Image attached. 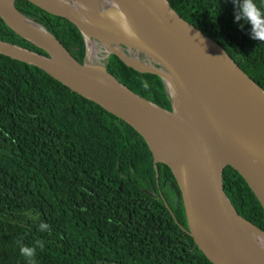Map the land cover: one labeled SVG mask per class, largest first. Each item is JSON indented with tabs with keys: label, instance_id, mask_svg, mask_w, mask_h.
<instances>
[{
	"label": "trees",
	"instance_id": "obj_1",
	"mask_svg": "<svg viewBox=\"0 0 264 264\" xmlns=\"http://www.w3.org/2000/svg\"><path fill=\"white\" fill-rule=\"evenodd\" d=\"M168 1L264 90V42L252 38L248 21L236 20L234 0ZM256 3L264 8V0ZM15 7L83 62L84 40L73 24L28 0ZM0 40L44 54L1 19ZM100 55L123 86L171 110L160 78ZM156 169L125 122L41 70L0 56V264H29L22 246L36 248L33 264H211L179 227L187 229L186 217L170 169ZM223 177L237 214L264 231V212L246 182L230 167ZM41 222L49 229L41 231Z\"/></svg>",
	"mask_w": 264,
	"mask_h": 264
},
{
	"label": "water",
	"instance_id": "obj_2",
	"mask_svg": "<svg viewBox=\"0 0 264 264\" xmlns=\"http://www.w3.org/2000/svg\"><path fill=\"white\" fill-rule=\"evenodd\" d=\"M28 1L77 28L83 62L23 16L15 0H0V19L44 54L0 40V56L41 70L135 130L156 173L157 164L170 169L186 217L187 229L179 227L211 264H264V231L237 214L223 177L226 167L236 171L264 212V90L168 0ZM17 16L40 34L24 29ZM101 51L160 78L171 110L111 76Z\"/></svg>",
	"mask_w": 264,
	"mask_h": 264
},
{
	"label": "clouds",
	"instance_id": "obj_3",
	"mask_svg": "<svg viewBox=\"0 0 264 264\" xmlns=\"http://www.w3.org/2000/svg\"><path fill=\"white\" fill-rule=\"evenodd\" d=\"M236 8V20H246L251 24V35L252 38L260 42H264V8L260 7L256 0H238V10L237 3L234 0ZM40 230H48L49 225L47 223L41 222L39 225ZM37 246L40 248L44 247L42 241L36 242ZM36 248L22 246L20 252L26 258H29V264H33L31 258L35 255Z\"/></svg>",
	"mask_w": 264,
	"mask_h": 264
},
{
	"label": "bare ground",
	"instance_id": "obj_4",
	"mask_svg": "<svg viewBox=\"0 0 264 264\" xmlns=\"http://www.w3.org/2000/svg\"><path fill=\"white\" fill-rule=\"evenodd\" d=\"M17 20L24 29L31 31L34 34H40V28L31 22H28L24 17L17 16Z\"/></svg>",
	"mask_w": 264,
	"mask_h": 264
},
{
	"label": "rangeland",
	"instance_id": "obj_5",
	"mask_svg": "<svg viewBox=\"0 0 264 264\" xmlns=\"http://www.w3.org/2000/svg\"><path fill=\"white\" fill-rule=\"evenodd\" d=\"M171 195H173V194H172V193H170V194H169V198H172V196H171Z\"/></svg>",
	"mask_w": 264,
	"mask_h": 264
}]
</instances>
